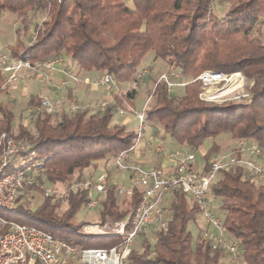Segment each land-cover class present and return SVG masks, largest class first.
<instances>
[{
  "label": "trees",
  "instance_id": "trees-1",
  "mask_svg": "<svg viewBox=\"0 0 264 264\" xmlns=\"http://www.w3.org/2000/svg\"><path fill=\"white\" fill-rule=\"evenodd\" d=\"M223 1L229 6L222 17L212 13V0H0V13L14 14L21 24L10 55L27 57L32 64L65 55L84 72L108 73L118 85L137 79L138 67L150 51L182 78L193 80L205 70L240 72L253 82L249 103L203 102L198 81L187 82L183 96L169 97L165 83L155 81L144 121H156L175 143L194 150L220 134L250 140L264 149V41L251 35L264 16V0ZM37 11L45 17L26 42L30 14ZM4 85L0 74V95L7 90ZM135 98L136 91L113 94L102 112L82 110L72 116L44 112L28 127L20 122L18 137L31 142L39 159L45 158L41 182L66 184L74 175L81 180L83 171L97 161L131 150L137 133L112 125L111 119L117 107ZM28 104L37 106L39 98L31 97ZM13 120L12 111L0 102V134H12ZM218 149L212 142L204 159ZM70 185L67 207L60 214L56 212L60 200L44 197L35 185L28 189H38L41 204L30 210L18 202L9 212L23 219L17 223L83 247L118 244L117 236L82 233L87 223L76 222L75 216L88 191L70 190ZM211 190L219 198V213L245 264H264V181L257 182L242 167H235L223 172ZM117 191L115 185L105 189L99 225L129 218L139 202L141 193L134 188L130 197L122 196L119 207ZM168 209L171 218L166 227L153 234L152 246L144 236L138 238L139 248H132L129 264H223L221 252L212 250L199 235L193 243L189 223H195L198 207L189 205L181 190L175 191ZM6 229L0 226V235Z\"/></svg>",
  "mask_w": 264,
  "mask_h": 264
},
{
  "label": "built area",
  "instance_id": "built-area-1",
  "mask_svg": "<svg viewBox=\"0 0 264 264\" xmlns=\"http://www.w3.org/2000/svg\"><path fill=\"white\" fill-rule=\"evenodd\" d=\"M61 62V55L32 64L27 57L13 58L10 54H0V74L5 80L3 88L30 79L43 80L46 73L55 71ZM142 75L139 73L137 78ZM177 78V74L168 71L157 81L165 83L168 94L174 86L186 84L175 82ZM192 81L200 83L198 97L203 102L244 105L251 101L250 88L253 82L248 81L240 72L205 70ZM65 84L66 82H62L60 86ZM96 85L109 94H121L120 86L108 73L102 74ZM106 105L107 103H100L97 109L103 111ZM117 111L121 112L122 109L117 107ZM44 112L59 116L62 113L74 115L79 111L76 105L62 99L40 96L39 104L27 110V117L22 120L23 127L33 124L38 115ZM136 117L142 127L144 110ZM32 135L35 137L36 133L33 132ZM139 136L138 133L136 142ZM246 143L247 141H239V148L235 152L211 156L199 164L196 163L193 151L174 149L170 153L174 164L169 172L161 168L135 165L131 171L129 187H117V194L121 196L130 197L134 188L141 193L131 216L112 224L96 223L82 227V233L86 235L117 236L121 239L118 244L109 248L83 247L36 227L6 221L0 217V226L7 228L0 235V264H129L134 242L141 236L153 237L156 231L166 227L171 218L168 205L177 190L182 191L189 205L198 207L197 215L201 222L199 237L212 250L221 252V262L245 264L238 242L228 233L223 223L218 210L219 198L213 194L211 186L219 180L223 172L235 167H242L257 182L264 181V150L253 142L251 147H246ZM125 153L118 154L113 165L123 171H126L122 162ZM44 159H39L31 142L19 138L16 132L12 131L11 135L5 132L0 134V209L11 211L30 185H35L44 197L52 201L66 198L67 189L58 190L39 179L44 171ZM104 187L105 182L101 179L98 185L92 186L87 181L76 182L69 188L87 190L83 207L94 210L102 201L97 193H101Z\"/></svg>",
  "mask_w": 264,
  "mask_h": 264
},
{
  "label": "rangeland",
  "instance_id": "rangeland-1",
  "mask_svg": "<svg viewBox=\"0 0 264 264\" xmlns=\"http://www.w3.org/2000/svg\"><path fill=\"white\" fill-rule=\"evenodd\" d=\"M127 4L131 6V3L129 1H127ZM228 6H229L228 3L224 2L223 0H212L210 4V9L212 13H214L218 17H222L227 12ZM44 17L45 15L42 11H37L30 14L31 24H30V31L27 33V38H25L26 42H29L30 39L32 38L34 26L36 24H39ZM16 20H13V22H15ZM251 35L255 37H259L264 41V16L260 18L259 22L257 23V26L255 27L254 31H252ZM0 54H4V52H1ZM152 54H153L152 51L148 52L139 65V69H140L139 73L143 75L140 78H137L135 81H132L129 88L122 89L120 87L121 94H125L132 91H136V93H138V99L135 104L133 101L131 104H129L128 102L123 104L122 106L123 113L121 115L125 117L133 119L137 116V114L143 112V110L147 108L148 103L151 102L150 93L154 86L155 81H157L162 74L167 73V71H169V73L174 72V74H177L179 76V78L175 80L173 79L177 83L179 82L187 83L192 81V78L188 79V78L180 77L181 75L179 74V72L174 68L170 67L163 60L159 58L157 59L156 57L153 60ZM144 65H148V66L143 67ZM183 92H184L183 86L176 85L173 87L172 91L168 93V96L181 97ZM15 93L17 94L15 97L18 98L16 101L13 100V102H11L10 94H5L4 96L0 97V102L5 108L13 110L16 117H18V119H25L27 117V107H26L27 97L26 95H22V92L19 90L15 91ZM135 119L136 121H133L131 123V126L128 128V130L133 129L134 131H136L137 134L138 133L140 134L139 136L140 138L136 142V144L138 142H142L143 150L144 152H146L145 154L155 157V160L158 161L159 158L162 157L161 155H163V153L170 154L173 151V149L177 147L174 140L163 133L162 127L156 121L150 123L144 121L141 127L139 125L137 117ZM120 121L121 120L118 118V120H116L115 123H119ZM112 123L114 124V122ZM239 141H247V143L244 146L251 147L252 141L244 140V139L233 140L231 139L229 134H220L213 139L207 140L206 142H204V146L209 148L212 142L217 143L219 149L216 153H213L211 155V156H217V155H223V154L235 152L236 149L239 148ZM199 148H202V145ZM198 149L195 150L190 149V150H192L195 153L197 160L202 162L206 161L204 157L201 158ZM115 157L116 156H110L104 160L97 161L99 163H97L94 168L90 167L85 169L82 173L81 180H75L76 175H74L69 183L66 184L56 183L51 185H53V187H55L58 190L65 191L67 189V185H69L70 183L71 184L76 183L77 181L80 182L87 181L91 183V185L93 186L95 183L92 180H94L95 177L99 178V176L100 177L102 176L103 177L102 179L105 182L104 190L110 185H115L116 187H118V189L129 187L130 182L128 181V177H131L132 168L135 165H138V163L123 158L122 162L126 167V171H123L119 167L113 166L115 162ZM158 166L159 165L156 163V166L154 167H158ZM96 168L97 169L99 168L98 169L99 174L97 173L98 175L94 177V171ZM122 176H125V179H123ZM104 190L99 194L97 193L98 198L100 199L104 198ZM42 199L43 198L39 193L38 189L34 190L29 188L28 191L20 198L18 202L24 208L33 210L41 204ZM116 199L119 207H121L123 197L117 194ZM59 200H60L59 207L56 210L58 214L62 213L67 207L65 199L61 198ZM218 205H220L219 201H218ZM100 209H101V205L94 210H88L85 207H81L75 216V221L84 222L87 224H96V223L98 224L100 220V216H99ZM0 217L6 221H13V222H19L20 220H23L18 214H15L14 212L5 211L3 209H0ZM200 229H201L200 221H197L195 225L193 221L189 223V230L193 237V243L195 242L197 236L199 235ZM145 239L151 246L153 245L154 237H150L149 235H146ZM139 242L140 240H137L132 248H136V249L139 248Z\"/></svg>",
  "mask_w": 264,
  "mask_h": 264
},
{
  "label": "crops",
  "instance_id": "crops-1",
  "mask_svg": "<svg viewBox=\"0 0 264 264\" xmlns=\"http://www.w3.org/2000/svg\"><path fill=\"white\" fill-rule=\"evenodd\" d=\"M13 20H16V16L14 14L10 12L0 13V53L4 52V54H10L9 47L13 46L16 42L17 39L16 30L21 28V24L18 19L15 22H13ZM61 56H62L61 64L56 66L55 71L47 72L43 80L30 79L23 83L7 87L6 92L4 94H1L0 97L4 96L5 94H10L11 96V97L9 96L11 98L10 101L11 102H13V100L16 101L18 98L15 97L17 95L15 91L19 90L22 92V95H26L27 97L26 99L27 110L30 107H32L31 105L28 104L31 97L39 98L40 96H46L51 99L59 98L62 99L63 101H67L71 105H76L78 107L79 112L82 110H87L88 114H95L98 112H102L97 109L98 105L100 103H107V104L110 103L112 101V95H113L105 92L100 86L96 85L97 81L99 80L101 75L104 74V72H97V71L84 72L78 67L76 63L71 62L67 56L65 55H61ZM152 56L154 60L155 58L154 54H152ZM145 66L148 65H144L143 67ZM138 71H140L139 67H138ZM62 82H66L65 86L63 87L60 86ZM130 84L131 82L130 83L126 82L120 84L119 86L122 89H125V88H129ZM137 99H138V93H136V98L133 100L134 104L136 103ZM11 111L14 114V120L12 122V127H13L12 130L18 134L19 123L21 122L22 124L23 119H18L14 111L13 110ZM122 113H123V109L121 112L117 111L111 119V124L124 125L128 130V128L131 126V123L133 121H136L135 119L136 117L131 119L121 115ZM67 115L69 114L67 113ZM118 118L121 121L119 123H115L116 120H118ZM112 122H114V124ZM129 131H133L136 133V131H134L133 129H129ZM175 144L177 145V147L174 149L181 148L192 151L190 150L192 148L184 147L177 143ZM207 149L208 147H205L204 144L202 145V148L198 149L201 158L204 157L205 153L207 152ZM145 153L146 152H144L143 150L142 142H138L137 144L134 145L133 149L125 153V158L129 159L130 161H134L138 163V165H141L143 167L146 166L145 168H161L168 172L172 170L174 163L173 160L170 158V154L163 153V155H161L162 157L159 158L158 161H156L155 157ZM201 162L202 161L197 160L196 157V163L199 164ZM97 163L99 162H96L95 165L92 167L94 168ZM156 163L159 165L158 167H154L156 166ZM96 169L94 171V177L99 174V170H98L99 168L97 170ZM102 178H103L102 176L101 177L99 176V178L95 177V179L92 180L95 183L94 185H98ZM122 178L125 179V176H122ZM128 181L131 183L130 177H128ZM195 218H196L195 223L197 221H200L198 215H196Z\"/></svg>",
  "mask_w": 264,
  "mask_h": 264
}]
</instances>
